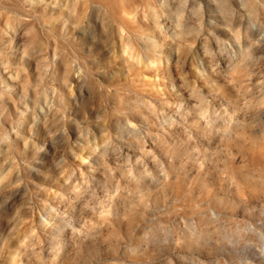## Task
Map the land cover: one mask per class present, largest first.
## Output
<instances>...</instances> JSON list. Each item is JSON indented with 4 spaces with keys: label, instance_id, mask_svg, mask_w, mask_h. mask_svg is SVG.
<instances>
[{
    "label": "rangeland",
    "instance_id": "obj_1",
    "mask_svg": "<svg viewBox=\"0 0 264 264\" xmlns=\"http://www.w3.org/2000/svg\"><path fill=\"white\" fill-rule=\"evenodd\" d=\"M0 125V264H257L264 0H0Z\"/></svg>",
    "mask_w": 264,
    "mask_h": 264
},
{
    "label": "clouds",
    "instance_id": "obj_2",
    "mask_svg": "<svg viewBox=\"0 0 264 264\" xmlns=\"http://www.w3.org/2000/svg\"><path fill=\"white\" fill-rule=\"evenodd\" d=\"M2 126V125H0ZM87 161H85L86 163ZM86 183V182H85ZM0 184H2V181H0ZM242 213L244 210H241ZM258 214H254L250 217L252 222L256 225L259 229H264V203H260L257 208ZM185 239H189V237H185ZM193 246L203 249L205 247L204 241L200 237H195L192 240ZM216 244L218 247L215 249V255L221 259H224V257H228L229 259H234L237 255H247V253H237L235 250H229L223 242V237L218 236L216 239ZM260 254L256 256L253 254V258L257 261V264H264V246H262L259 250ZM169 264H174V262H169ZM225 264H228V261H225ZM249 264H251V261H249Z\"/></svg>",
    "mask_w": 264,
    "mask_h": 264
}]
</instances>
